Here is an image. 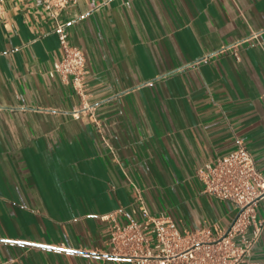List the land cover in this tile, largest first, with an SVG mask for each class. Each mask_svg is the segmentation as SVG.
Listing matches in <instances>:
<instances>
[{
    "label": "crops",
    "instance_id": "obj_1",
    "mask_svg": "<svg viewBox=\"0 0 264 264\" xmlns=\"http://www.w3.org/2000/svg\"><path fill=\"white\" fill-rule=\"evenodd\" d=\"M3 7L0 264H136L112 253L100 215L122 224L141 205L181 230L228 227L234 205L195 172L240 140L264 179V0ZM58 23L85 54L83 94L48 75ZM256 215L251 261L264 264V196Z\"/></svg>",
    "mask_w": 264,
    "mask_h": 264
},
{
    "label": "built area",
    "instance_id": "obj_2",
    "mask_svg": "<svg viewBox=\"0 0 264 264\" xmlns=\"http://www.w3.org/2000/svg\"><path fill=\"white\" fill-rule=\"evenodd\" d=\"M42 1L45 9L55 15L76 0ZM3 5L4 0H0V21ZM54 30L62 53L48 75H59L83 94L88 72L85 54L70 43L66 23H58ZM73 116L79 118L78 112ZM195 174L204 193L234 205L235 215L225 230L215 235L209 228L181 230L170 217L152 215L141 205V218L122 224L116 220V212L100 215L108 222L112 253L133 258L136 264H253L252 250L263 229L256 205L264 196V179L256 170L251 152L238 140L235 149L203 163Z\"/></svg>",
    "mask_w": 264,
    "mask_h": 264
}]
</instances>
